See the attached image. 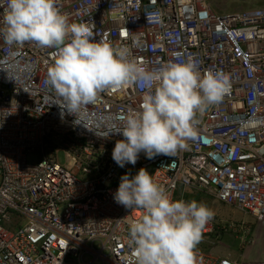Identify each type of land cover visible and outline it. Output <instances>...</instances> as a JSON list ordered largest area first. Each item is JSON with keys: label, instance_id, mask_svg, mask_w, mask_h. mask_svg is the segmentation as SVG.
Masks as SVG:
<instances>
[{"label": "built area", "instance_id": "2783aa9c", "mask_svg": "<svg viewBox=\"0 0 264 264\" xmlns=\"http://www.w3.org/2000/svg\"><path fill=\"white\" fill-rule=\"evenodd\" d=\"M56 6L70 22L92 25L95 40L128 46L149 69L192 56L201 72L229 74L232 87L197 113L187 150L153 159L141 152L135 165L120 167L112 151L124 137L108 132L140 109L142 92L105 91L77 115L68 113L45 83L57 50L8 45L0 36V264H131L128 229L142 210L117 204L113 195L121 177L140 168L174 199L205 194L262 223L264 8L218 13L208 0H56ZM156 10L162 23L148 24L145 12ZM226 228L249 234L244 222L213 217L199 244L216 246ZM197 255L198 264H264L215 258L199 247Z\"/></svg>", "mask_w": 264, "mask_h": 264}, {"label": "clouds", "instance_id": "9594fccd", "mask_svg": "<svg viewBox=\"0 0 264 264\" xmlns=\"http://www.w3.org/2000/svg\"><path fill=\"white\" fill-rule=\"evenodd\" d=\"M0 8V36L8 45L35 43L57 50L45 83L61 100V109L77 115L102 92L130 87L142 92L140 109L108 132L124 137L112 151L120 167L135 165L141 152L153 159L187 150V141L197 135V113L220 103L232 87L229 74L201 72L192 56L149 69L132 57L128 46L106 38L97 41L92 25L70 22L56 0H6ZM145 16L148 24L162 23L158 10ZM113 199L125 208L142 210L128 229L131 264H198L197 247L214 217L206 204L174 199L145 168L131 178L123 175Z\"/></svg>", "mask_w": 264, "mask_h": 264}, {"label": "rangeland", "instance_id": "374dc122", "mask_svg": "<svg viewBox=\"0 0 264 264\" xmlns=\"http://www.w3.org/2000/svg\"><path fill=\"white\" fill-rule=\"evenodd\" d=\"M208 2L218 13L264 8V0H208ZM194 198L197 202L206 204L214 212V218L221 222H228L230 225H239L244 222L249 233L247 234L246 230L238 232L233 228H226L216 239V246L213 249L208 248L209 245L205 243L199 244V248L209 251L215 258L230 257L243 262L264 261V220L259 223L241 211L225 206L205 194L187 197L189 201ZM67 264H73V259H69Z\"/></svg>", "mask_w": 264, "mask_h": 264}, {"label": "crops", "instance_id": "0c3cea01", "mask_svg": "<svg viewBox=\"0 0 264 264\" xmlns=\"http://www.w3.org/2000/svg\"><path fill=\"white\" fill-rule=\"evenodd\" d=\"M228 258H230V257H228ZM230 259H232V258H230ZM232 260H234V259H232Z\"/></svg>", "mask_w": 264, "mask_h": 264}, {"label": "trees", "instance_id": "16d2710c", "mask_svg": "<svg viewBox=\"0 0 264 264\" xmlns=\"http://www.w3.org/2000/svg\"><path fill=\"white\" fill-rule=\"evenodd\" d=\"M191 200H192V199H191ZM191 200H190V201H191ZM194 200H196V199L194 198ZM196 201H197V200H196Z\"/></svg>", "mask_w": 264, "mask_h": 264}]
</instances>
